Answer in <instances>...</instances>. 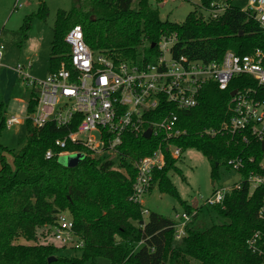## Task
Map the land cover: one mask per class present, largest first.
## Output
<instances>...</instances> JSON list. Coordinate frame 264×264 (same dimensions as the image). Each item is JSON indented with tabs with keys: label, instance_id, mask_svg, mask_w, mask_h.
Returning <instances> with one entry per match:
<instances>
[{
	"label": "trees",
	"instance_id": "16d2710c",
	"mask_svg": "<svg viewBox=\"0 0 264 264\" xmlns=\"http://www.w3.org/2000/svg\"><path fill=\"white\" fill-rule=\"evenodd\" d=\"M40 1L39 11L25 19L22 27L25 39L35 19L48 20L49 8L44 0ZM72 1L70 11L59 10L57 14L49 74L59 70L62 64L70 68L72 49L65 40L76 27L82 28L85 41L93 51L119 60H136L144 42L158 44L164 35L171 34L179 37L178 55L205 63H219L228 51L245 56L264 50V31L236 1L218 20L204 22L194 11L181 25L162 21L149 0H143L138 11L132 9L135 0ZM214 1L203 0V3L209 6ZM145 53L147 61H152L158 52L149 48ZM243 79H234L228 91L210 83L202 91L198 107L175 110L180 119L178 127L187 132L182 139L174 141L175 145L184 152H201L212 165L214 181L221 178V166L231 170L229 161L235 158L245 161L243 178L260 172L259 159L253 164L248 161L250 156L260 157L259 145H228L222 136L203 135L206 130L218 129L228 119L231 92L241 88ZM29 93L31 115L38 105V91L32 89ZM5 114L6 106L1 103L0 264H83L99 259L111 264H264V255L254 254L248 248V241L256 233L263 235L261 243L264 242V219L259 217L264 188L250 195V186L243 182L242 189L227 195L223 204L196 210L182 201L170 179L169 174L179 169L178 161L168 157L165 169L155 172L154 185L161 193L175 197L182 204V213L197 212L187 227L186 237L177 242L174 219L157 213L144 219L143 207L130 201L137 175L130 160L152 155L158 147L156 139L125 135L119 148V162L97 160L84 148L69 145L66 150L78 151L84 159L76 167L68 168L59 163L62 149L56 147V141L75 131L76 125L58 128L49 123L44 128H34L27 120L26 144L15 153L1 142L7 128ZM50 150L56 156L48 160L46 154ZM6 154L13 155L14 167ZM203 208L216 213L223 222L205 230L197 228ZM64 212L72 218L76 233L85 242L81 250L83 260L56 259L49 263L58 248L38 244V231L55 226ZM21 239L35 244H18Z\"/></svg>",
	"mask_w": 264,
	"mask_h": 264
},
{
	"label": "built area",
	"instance_id": "2783aa9c",
	"mask_svg": "<svg viewBox=\"0 0 264 264\" xmlns=\"http://www.w3.org/2000/svg\"><path fill=\"white\" fill-rule=\"evenodd\" d=\"M161 1L167 4L177 0ZM188 1H193L195 13L204 22L220 19L231 9L232 3L237 2L216 0L205 6L203 0ZM242 10L249 13L264 31V0H248ZM65 41L72 49L70 68L62 64L59 70L43 80L34 79L22 66L15 69L18 78L38 91L36 111L27 119L34 128H44L49 123L58 128L77 126L63 140L56 141V147L62 149L59 158L83 155L66 150L73 145L84 148L95 158L120 160L119 148L125 135L145 138L147 131L151 130L149 140L156 139L158 147L152 155L134 162L137 175L130 198L132 203L143 206L144 198L153 189L155 172L165 169L168 157L177 161L182 157L183 150L174 141L182 139L187 132L178 127L180 119L175 110L188 111L198 107L201 93L210 83L217 84L221 91H228L234 79L244 77L241 88L231 92L236 91V94L231 96L228 119L218 129L206 130L203 135L222 136L228 145H259L260 157L253 155L248 161L253 164L259 159L260 172H252L243 178L244 159H232L229 166L241 176L242 182L232 188L216 189L204 201V206L223 204L227 195L241 190L245 182L250 186V195L264 188V50L258 49L245 56L228 51L219 63H205L178 55L179 37L171 34L164 35L158 44L144 42L140 47L142 54L139 52L136 60L131 61L93 51L87 45L81 27L73 29ZM149 48L158 52L152 61L146 59L145 51ZM3 50L0 41V66ZM159 115L162 117L157 119ZM15 124H19L17 117L7 121L9 128ZM55 156L52 150L46 154L48 160ZM142 211L147 219L149 211ZM196 215L197 212L191 215L185 212L176 216V241L186 237L187 227ZM259 217L264 219V200ZM50 230L57 246L85 248V242L76 233L69 215L61 213L57 224ZM262 236L260 232L256 233L248 241L250 251L259 256L264 255Z\"/></svg>",
	"mask_w": 264,
	"mask_h": 264
},
{
	"label": "rangeland",
	"instance_id": "374dc122",
	"mask_svg": "<svg viewBox=\"0 0 264 264\" xmlns=\"http://www.w3.org/2000/svg\"><path fill=\"white\" fill-rule=\"evenodd\" d=\"M142 1L143 0H135L132 9L138 11ZM149 1L151 7L159 11L160 18L164 22L168 21L179 25L184 24L188 16L195 11L193 1L177 0L167 4H163L161 0ZM240 1L246 2L247 0ZM44 2L49 8L48 20L44 22L40 19H35L25 39L22 33L25 19L39 11L41 1L0 0V41L4 47L3 63L14 69L18 66H22L37 80H43L48 75L51 46L54 39L53 29L57 14L59 10L70 11L73 6L72 0H44ZM139 52L142 54L143 50L140 49ZM14 81H16L15 93H21L24 97V102L18 103L13 99L9 109H7V116L9 119L12 117L20 118L22 124L14 125L11 129L7 127L2 134L1 142L13 152H18L26 144L28 138L26 120L29 116V91H31L32 88L28 87L27 83L18 78V76L12 78L7 75L5 81H2L5 87L2 88L0 85V104L3 102L6 104L5 96H8V94L12 92L7 86L10 82ZM13 86H15V83ZM10 87H12V85H10ZM10 96H12V93ZM11 157L14 167L13 155H11ZM68 157L69 156H61L59 158V163L64 165ZM96 159L104 162L106 161L99 158ZM115 161L119 162V159L116 158ZM136 161L138 160H130L133 167ZM177 168L179 171H172L169 177L174 183L182 201L186 202L191 207H195L196 210H200L204 206V201L209 199L216 189L232 188L236 184L242 182V178L237 172L228 170L225 166H221V178L218 181H214L212 178V165L210 161L197 150L183 151L181 159L177 162ZM123 172L127 173L125 170ZM152 190L153 191L144 198L143 206L141 205L143 209H147L150 214L157 213L174 220L177 214H182V204L175 197L161 193L156 185H153ZM64 213L69 215L66 212ZM222 222L223 219L216 213L203 208V210L200 211L196 227L205 230L214 225L221 224ZM38 236V244L51 245L58 248V252L55 256L56 259L83 260V253L81 250L57 246L52 237L53 233L50 228L39 230ZM18 244L33 245L35 243H30L21 239ZM83 264H111V262L105 259H99L96 262L85 261Z\"/></svg>",
	"mask_w": 264,
	"mask_h": 264
},
{
	"label": "crops",
	"instance_id": "0c3cea01",
	"mask_svg": "<svg viewBox=\"0 0 264 264\" xmlns=\"http://www.w3.org/2000/svg\"><path fill=\"white\" fill-rule=\"evenodd\" d=\"M248 1V0H247ZM247 1L246 2H242V1H240V0H237V2H236V4L237 5H245L246 3H247ZM3 59H4V56H3ZM3 59H2V65L0 66V85H1V87L3 88V87H5L4 86V83L2 82V81H5V78H6V76L7 75H9V76H11L12 78H14V77H17L16 76V72H15V69L14 68H10V67H8L7 65H5L4 63H3ZM30 74V73H29ZM48 75H49V72H48ZM47 75V76H48ZM46 76V77H47ZM19 80V79H18ZM14 83H15V86H13L14 85ZM10 85H12V87H10ZM28 86V85H27ZM8 87V89L9 90H12V92H10V94H8V96H5V98H6V104L4 103V105L6 106V114H5V116H6V118H7V121L9 120V118H8V116H7V109H9V107H10V105H11V101L14 99V101L15 102H18V103H23L24 102V97L22 96V94L20 93V94H17V92L15 93V88H16V81H14V82H10L9 83V85L7 86ZM11 93H12V96H10L11 95ZM28 93V92H27ZM28 102H29V100H28ZM18 118V117H17ZM11 119V118H10ZM19 119V124H22V120L20 119V118H18ZM27 121V120H26ZM15 125H18V124H15ZM8 127V126H7ZM14 126H12L11 128H13ZM9 128V127H8ZM10 128V129H11ZM6 147V146H5ZM16 153V152H15ZM6 157H7V160H8V162H9V164L13 167V165H12V160H11V155H9V154H6ZM1 169V168H0ZM153 191V190H152ZM151 191V192H152ZM193 207V206H192ZM193 208H195V207H193ZM177 215H179V214H177ZM176 215V216H177ZM176 218V217H175Z\"/></svg>",
	"mask_w": 264,
	"mask_h": 264
},
{
	"label": "water",
	"instance_id": "95a60500",
	"mask_svg": "<svg viewBox=\"0 0 264 264\" xmlns=\"http://www.w3.org/2000/svg\"><path fill=\"white\" fill-rule=\"evenodd\" d=\"M236 94V91H234L231 96H234ZM152 136V131L149 130L147 131V133L145 134V139L149 140L151 139ZM263 148H264V144H263ZM84 156L83 155H76V156H70L68 157L66 163L64 164L65 167L68 168H74L76 167L81 161H83ZM54 261H56L55 257H52L49 259V263H53Z\"/></svg>",
	"mask_w": 264,
	"mask_h": 264
}]
</instances>
